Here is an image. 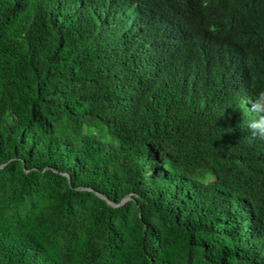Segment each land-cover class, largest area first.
Segmentation results:
<instances>
[{"label": "trees", "instance_id": "16d2710c", "mask_svg": "<svg viewBox=\"0 0 264 264\" xmlns=\"http://www.w3.org/2000/svg\"><path fill=\"white\" fill-rule=\"evenodd\" d=\"M264 0H0V264H264Z\"/></svg>", "mask_w": 264, "mask_h": 264}, {"label": "clouds", "instance_id": "9594fccd", "mask_svg": "<svg viewBox=\"0 0 264 264\" xmlns=\"http://www.w3.org/2000/svg\"><path fill=\"white\" fill-rule=\"evenodd\" d=\"M241 108L250 113L244 121V126L250 130L252 138L264 139V90H260L255 94L251 111L245 108L243 102H241Z\"/></svg>", "mask_w": 264, "mask_h": 264}]
</instances>
